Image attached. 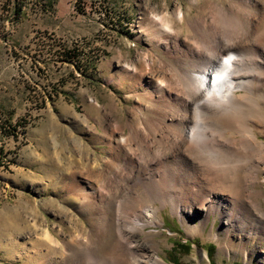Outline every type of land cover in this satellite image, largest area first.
<instances>
[{"label": "bare ground", "instance_id": "1", "mask_svg": "<svg viewBox=\"0 0 264 264\" xmlns=\"http://www.w3.org/2000/svg\"><path fill=\"white\" fill-rule=\"evenodd\" d=\"M263 8L257 0L219 5L221 19L190 23L194 45H166L157 75L142 76L128 66L120 84L149 83L150 110L139 109V120L128 121L125 129L112 122L107 165L96 156L94 181L79 184L70 172L71 186L63 187L69 205L89 226L63 238L45 230L28 238L26 249L6 247L8 258L22 264H166L146 229L162 224L160 209L168 206L187 223L189 234L200 229L188 219L196 210L204 214L200 225L218 216L225 225L221 248L245 260L264 249V211L257 200L264 198L258 189L264 183V142L257 138L264 132ZM177 13L174 19L181 22L183 12ZM174 25L158 12V45ZM111 231L114 242L108 247Z\"/></svg>", "mask_w": 264, "mask_h": 264}, {"label": "rangeland", "instance_id": "2", "mask_svg": "<svg viewBox=\"0 0 264 264\" xmlns=\"http://www.w3.org/2000/svg\"><path fill=\"white\" fill-rule=\"evenodd\" d=\"M231 1L0 0V264H22L8 258L5 248L26 249L28 238L45 230L63 238L89 226L90 220L69 205L71 197L63 188L71 186L70 172L79 184L94 181L97 157L102 156L104 166L109 161L106 138L113 123L125 129L128 121L139 120V109L146 112L152 105L145 95L149 83L121 85V78L130 66L142 76L157 75L167 46L194 45L190 23L200 17L221 19L219 5ZM257 2L264 7V0ZM19 6L21 18L14 15ZM180 10L184 18L178 22L174 18ZM158 12L175 24V36L170 33L161 45ZM62 47L79 48L85 54L82 63L63 61ZM263 133L257 135L262 142ZM258 189L264 191V183ZM257 200L264 211V198ZM160 215L162 224L146 233L154 235L166 264H264V249L245 260L221 248L225 225L218 216L200 225L204 214L196 210L188 219L200 229L189 234L187 223L169 206ZM113 242L111 231L107 246Z\"/></svg>", "mask_w": 264, "mask_h": 264}, {"label": "trees", "instance_id": "3", "mask_svg": "<svg viewBox=\"0 0 264 264\" xmlns=\"http://www.w3.org/2000/svg\"><path fill=\"white\" fill-rule=\"evenodd\" d=\"M17 18H21L23 16L22 8L19 6V8L16 10L14 14ZM62 60L65 62H73L75 64H81L82 60L85 58V54L82 53L79 48H68V47H62ZM88 63L91 61L89 58L85 59ZM15 131V130H14ZM210 255V253H209Z\"/></svg>", "mask_w": 264, "mask_h": 264}, {"label": "snow or ice", "instance_id": "4", "mask_svg": "<svg viewBox=\"0 0 264 264\" xmlns=\"http://www.w3.org/2000/svg\"><path fill=\"white\" fill-rule=\"evenodd\" d=\"M227 63V62H226Z\"/></svg>", "mask_w": 264, "mask_h": 264}]
</instances>
